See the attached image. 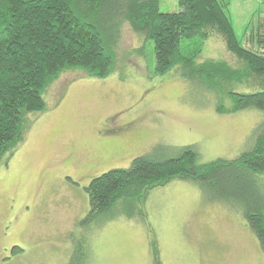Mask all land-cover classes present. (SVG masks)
<instances>
[{"label":"rangeland","instance_id":"rangeland-1","mask_svg":"<svg viewBox=\"0 0 264 264\" xmlns=\"http://www.w3.org/2000/svg\"><path fill=\"white\" fill-rule=\"evenodd\" d=\"M227 1L241 43L260 50L246 38L257 33L264 0ZM159 9L179 5L159 0ZM138 42L125 24L107 75L62 71L43 93L45 109L28 116L23 140L0 162V264H77L74 239L84 228L76 223L89 208L84 187L152 146L196 144L199 162L233 158L249 146L262 112H216L213 99L191 93L176 76L154 74L152 43L143 57ZM205 58L234 60L218 34L204 42L198 60ZM133 120L134 132L98 133ZM145 193L141 214H104L92 224L84 264H151L150 233L161 264H264L243 217L203 200L192 183L173 179Z\"/></svg>","mask_w":264,"mask_h":264},{"label":"trees","instance_id":"trees-1","mask_svg":"<svg viewBox=\"0 0 264 264\" xmlns=\"http://www.w3.org/2000/svg\"><path fill=\"white\" fill-rule=\"evenodd\" d=\"M177 2L178 11L163 12L159 0H0V162L23 140L28 116L45 109L43 93L62 71L98 78L111 71L125 24L139 40L134 49L141 56L151 41L154 74L176 76L191 93L213 99L218 113H263L249 146L233 158L199 162L196 144L159 143L128 166L91 178L84 187L89 208L76 223L84 228L74 239L71 258L77 264L89 257V230L100 216L127 211L131 217V209L141 214L137 203L144 204L145 191L173 179L192 183L203 200L240 214L264 256V17L246 38L258 43L255 50L237 37L227 0ZM215 34L234 60H198ZM148 245L151 264H161L153 233Z\"/></svg>","mask_w":264,"mask_h":264},{"label":"flooded vegetation","instance_id":"flooded-vegetation-1","mask_svg":"<svg viewBox=\"0 0 264 264\" xmlns=\"http://www.w3.org/2000/svg\"><path fill=\"white\" fill-rule=\"evenodd\" d=\"M122 124H114L113 125H110V126H107L105 129H102V128H99L98 129V133H100V130H102V132H110L108 133V135H110V137H115L119 132H134L133 130L135 129L134 127V124H136L135 120L131 121V122H125V121H122L121 122ZM115 135V136H113ZM16 247V246H14ZM13 247V248H14ZM12 248V249H13Z\"/></svg>","mask_w":264,"mask_h":264}]
</instances>
